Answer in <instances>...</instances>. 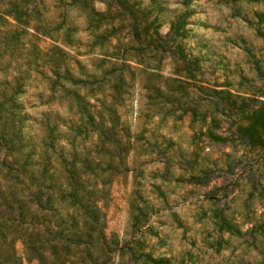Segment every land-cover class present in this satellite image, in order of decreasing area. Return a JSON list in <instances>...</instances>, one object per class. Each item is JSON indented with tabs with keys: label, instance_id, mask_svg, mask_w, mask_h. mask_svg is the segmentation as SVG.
<instances>
[{
	"label": "rangeland",
	"instance_id": "1",
	"mask_svg": "<svg viewBox=\"0 0 264 264\" xmlns=\"http://www.w3.org/2000/svg\"><path fill=\"white\" fill-rule=\"evenodd\" d=\"M44 3L68 38L21 35L22 132L58 179L74 165L105 264H264V148L234 133L242 108L264 119V0Z\"/></svg>",
	"mask_w": 264,
	"mask_h": 264
},
{
	"label": "trees",
	"instance_id": "2",
	"mask_svg": "<svg viewBox=\"0 0 264 264\" xmlns=\"http://www.w3.org/2000/svg\"><path fill=\"white\" fill-rule=\"evenodd\" d=\"M65 16V10L56 17L49 13L44 0H0V264H23L24 258L39 264H105L115 249L99 240L103 229L98 227L93 205L83 198L84 181L74 165L64 164L58 179L47 152L40 153L22 132L26 113L17 96L25 89L24 78L37 72L38 57L21 35L52 37L61 32L68 38ZM52 67L56 75V65ZM64 74L73 80L67 71ZM55 80L50 78L51 88ZM214 93L218 105L224 98H219L221 92ZM240 110L248 122L236 124V138L246 144L258 140L264 148V135L258 129L264 127V119L260 120L256 109ZM48 136L49 142L43 144L50 146ZM55 199L65 204L64 214ZM220 226L236 230L229 220H222Z\"/></svg>",
	"mask_w": 264,
	"mask_h": 264
}]
</instances>
